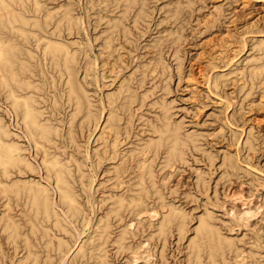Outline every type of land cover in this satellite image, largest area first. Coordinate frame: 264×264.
Masks as SVG:
<instances>
[{
  "label": "bare ground",
  "instance_id": "1",
  "mask_svg": "<svg viewBox=\"0 0 264 264\" xmlns=\"http://www.w3.org/2000/svg\"><path fill=\"white\" fill-rule=\"evenodd\" d=\"M193 2L188 0L186 11L177 2L170 16L180 21ZM97 5L104 24L102 48L108 56L101 67L97 58L69 37L76 26L83 25L70 4L54 9L41 0H0V94L16 126L41 153L46 177L42 181L28 174L34 167L17 139L21 134L0 115V230L13 249L16 264H111L110 247L129 254V262L141 259V264H155L157 256L164 257L163 247L173 234L178 239L187 235L182 264H264V222L254 229L251 240L228 231L234 225H252L245 220L259 211L258 204L254 209L231 211L227 219L235 224H229L227 219L219 222L207 207L193 216L176 203L169 177L190 151L202 147L194 131L175 120L162 94L156 101L157 116L144 121L147 131L134 146H124L123 134L132 127L134 113L136 119L141 117L139 102L150 90L143 89L140 100L137 88L144 87L147 76L152 79L157 74L163 80L159 88L167 85L163 78L170 66H165L162 56L141 60L136 67L138 78L133 71L129 79L121 77L105 101L100 98L98 105L93 103L88 82L104 78L103 64L114 62L116 53L120 56L121 40L129 38L132 24L148 15V0H98ZM172 27L164 41L170 35L177 41ZM243 39L240 49L245 46ZM256 48L259 52L248 73L243 68L239 71L241 89L249 87L246 95L258 80L264 81V37ZM174 55L180 73L176 50ZM120 71H113L114 79ZM99 124L102 150H97L87 166L88 156L79 153L78 138L85 131L90 136ZM206 155L214 160L210 151ZM104 159L109 160L105 170L110 184L93 188L96 178L88 169ZM235 159L223 158L227 172H237ZM202 174L197 171L196 185L205 186ZM98 190L99 204L103 196L109 198L102 212L94 205ZM74 223L80 225L79 234L88 228L85 237L77 240ZM139 231L146 233L141 239L137 238ZM5 256L0 240V264Z\"/></svg>",
  "mask_w": 264,
  "mask_h": 264
},
{
  "label": "rangeland",
  "instance_id": "2",
  "mask_svg": "<svg viewBox=\"0 0 264 264\" xmlns=\"http://www.w3.org/2000/svg\"><path fill=\"white\" fill-rule=\"evenodd\" d=\"M41 2L54 9L62 4H70L75 13L82 17L83 25L76 26L69 37L76 41L77 46L85 47L92 57L97 58L98 66L101 67L102 63L108 60L102 48L103 19L99 20L96 12L98 0H41ZM177 2H180L185 11L188 9L186 6L188 0H148V15L137 24H132L129 38L121 40L122 45L118 49L120 56L115 52V61L103 64L104 78L97 83L93 80L88 82L89 93L93 103L98 105L100 98L105 101L108 92L115 91L117 81L121 77L127 79L133 71L135 78H138L136 67L141 64V60L148 61L155 54L162 56L165 66H170L163 78L167 85L164 89L159 88L163 80L162 74H157L152 79L151 76H147L144 87L137 88L141 95L140 100L141 93L146 91L143 89L150 90L143 102H139L137 111L141 112V117L136 119V114L132 115L133 124L129 132L123 134L125 143L123 144L126 148L134 146L139 135L147 131L144 121L146 118L154 119L157 116V102L162 94L169 102L175 120L186 130L194 131L202 147L190 151L186 161L180 163L169 177L176 203L193 216L207 207L215 212L218 221L223 223L233 210L240 211L249 207L254 209L259 205L257 209L261 212L258 211L245 220L248 225H252L248 227L234 225L233 229L228 230L231 234L238 233V236H243L244 239L246 237L245 240H251L255 230L257 231L264 222V81L258 80L252 93L246 95L249 87L241 89L243 79L239 71L243 68L248 73L254 56L259 52L256 48L257 42L264 37V0H194L192 7L183 14L180 21H175L170 15L172 7ZM173 25H175L172 27L173 34H178L177 41L171 39L172 35L164 41L168 28ZM241 39L245 42L244 49H240ZM175 50L176 57L179 63L181 62L180 73L176 69ZM119 68L121 69L119 76L114 79L113 71ZM214 78H217L216 82H213ZM0 115L9 123L12 130L21 134L17 139L20 140L25 154L34 167L28 174L44 181L46 177L41 163V153L35 150L33 142L20 126H16L10 107L1 94ZM100 130L99 124L90 136L88 131L79 135L78 150L81 155L88 156L87 166L91 165V159L97 150H102L103 138L99 136ZM208 151L215 156L212 162L206 155ZM227 157L238 159V161L235 159L236 173L227 172L223 168V158ZM108 162V159H104L99 166L88 169L96 178L93 188L99 189L103 188L102 184H110L105 170ZM199 170L205 178V186L195 183ZM99 182L101 186H98ZM100 193L98 190L94 202L95 207L98 206L99 209L97 212H102L109 201L107 196H103L104 199L99 204ZM242 200L247 201L243 204ZM226 211L228 213H225ZM226 221L235 224L229 219ZM72 230L78 240L79 237L86 236L88 228L79 234L80 225L74 223ZM142 234L146 233L139 231L137 238L144 237ZM186 236L181 239H178L176 234L169 236L163 247L164 257L161 259L157 256L155 264H182L186 258L184 247ZM0 240L7 252L2 264H16L13 249L5 241L1 230ZM109 254L111 264H141L142 261L139 259L129 262V254L114 252L112 247Z\"/></svg>",
  "mask_w": 264,
  "mask_h": 264
}]
</instances>
